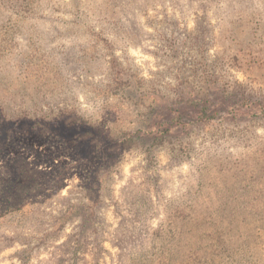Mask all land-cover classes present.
I'll return each instance as SVG.
<instances>
[{
    "label": "rangeland",
    "instance_id": "374dc122",
    "mask_svg": "<svg viewBox=\"0 0 264 264\" xmlns=\"http://www.w3.org/2000/svg\"><path fill=\"white\" fill-rule=\"evenodd\" d=\"M0 264H264V0H0Z\"/></svg>",
    "mask_w": 264,
    "mask_h": 264
}]
</instances>
